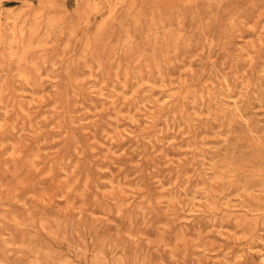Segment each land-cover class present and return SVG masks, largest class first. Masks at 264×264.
Returning a JSON list of instances; mask_svg holds the SVG:
<instances>
[{
    "label": "rangeland",
    "instance_id": "rangeland-1",
    "mask_svg": "<svg viewBox=\"0 0 264 264\" xmlns=\"http://www.w3.org/2000/svg\"><path fill=\"white\" fill-rule=\"evenodd\" d=\"M0 264H264V0H0Z\"/></svg>",
    "mask_w": 264,
    "mask_h": 264
}]
</instances>
